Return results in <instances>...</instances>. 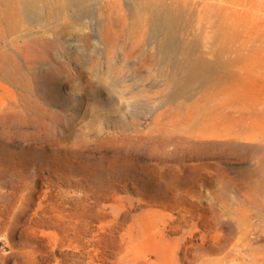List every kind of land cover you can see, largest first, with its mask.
<instances>
[{
  "label": "rangeland",
  "instance_id": "rangeland-1",
  "mask_svg": "<svg viewBox=\"0 0 264 264\" xmlns=\"http://www.w3.org/2000/svg\"><path fill=\"white\" fill-rule=\"evenodd\" d=\"M188 1L143 28L91 0L0 36L25 69L46 57L0 76V264H264V53ZM236 8L264 26V0Z\"/></svg>",
  "mask_w": 264,
  "mask_h": 264
},
{
  "label": "bare ground",
  "instance_id": "bare-ground-1",
  "mask_svg": "<svg viewBox=\"0 0 264 264\" xmlns=\"http://www.w3.org/2000/svg\"><path fill=\"white\" fill-rule=\"evenodd\" d=\"M130 1V10L134 15L131 22L133 27L135 25L143 28L151 24L161 25L163 22L166 23L176 18V10L181 14V11L185 8L184 0L182 2L177 1V4L176 0H172L171 2H167L166 0ZM90 2L91 0H0V17L5 21V26L1 28L0 36L3 38L6 34L17 33L26 20L51 24L52 21H58L62 18L71 7H75L74 9L82 17L91 13ZM186 2L189 4L188 0ZM194 3H196L195 0ZM236 5L237 0H202L201 3H198V6L205 13L200 17L206 21H218L219 25L217 27H219L222 35L228 36L232 40L241 38V42L243 43L251 42L253 43V50L256 55L264 53V26H258L259 28L256 33L248 31L247 28L252 26L251 22L258 18H256L257 16H252V12L251 17L247 19L243 11L236 8ZM148 9L151 12H148ZM109 20L111 21V18ZM43 37L44 35H40L31 38L36 40ZM42 41L44 42L45 39H42ZM11 44L14 45L13 42ZM17 50H9L6 46L0 49V76L15 84L18 82L16 74H20L26 79L31 77L33 82L34 77L42 72V63L46 57H34L29 61L32 65L28 69H25L18 58ZM57 72L58 69L53 67L52 64L48 67L44 75L46 84L57 81ZM169 83L176 85L175 69L171 73Z\"/></svg>",
  "mask_w": 264,
  "mask_h": 264
}]
</instances>
